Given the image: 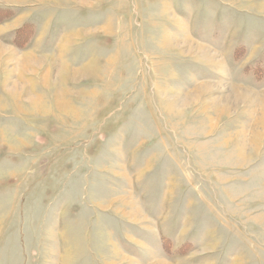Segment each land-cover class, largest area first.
<instances>
[{
	"label": "rangeland",
	"instance_id": "rangeland-1",
	"mask_svg": "<svg viewBox=\"0 0 264 264\" xmlns=\"http://www.w3.org/2000/svg\"><path fill=\"white\" fill-rule=\"evenodd\" d=\"M0 264H264V0H0Z\"/></svg>",
	"mask_w": 264,
	"mask_h": 264
},
{
	"label": "bare ground",
	"instance_id": "bare-ground-1",
	"mask_svg": "<svg viewBox=\"0 0 264 264\" xmlns=\"http://www.w3.org/2000/svg\"><path fill=\"white\" fill-rule=\"evenodd\" d=\"M67 103V102H66ZM69 103V102H68ZM64 104V103H63ZM61 107V106H60Z\"/></svg>",
	"mask_w": 264,
	"mask_h": 264
}]
</instances>
